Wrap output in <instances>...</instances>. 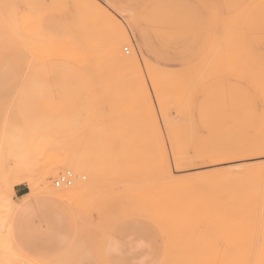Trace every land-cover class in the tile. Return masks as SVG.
<instances>
[{"label":"rangeland","instance_id":"374dc122","mask_svg":"<svg viewBox=\"0 0 264 264\" xmlns=\"http://www.w3.org/2000/svg\"><path fill=\"white\" fill-rule=\"evenodd\" d=\"M192 1L0 0V229L20 162L35 168L37 193L66 201L78 219L74 244L46 261L24 257L0 231V264H116L105 241L119 227L144 230V263L264 264V0L254 1L258 23L248 0ZM67 154L79 166L64 165ZM158 174L163 193L177 188L178 214L176 188L174 202L161 195L165 206ZM70 182L76 195L52 193ZM144 204L176 219L174 253Z\"/></svg>","mask_w":264,"mask_h":264},{"label":"crops","instance_id":"0c3cea01","mask_svg":"<svg viewBox=\"0 0 264 264\" xmlns=\"http://www.w3.org/2000/svg\"><path fill=\"white\" fill-rule=\"evenodd\" d=\"M128 1L125 0L126 3ZM248 1L252 3L248 7L249 13L253 19H258L254 20L258 23V2ZM207 3L214 2L194 0L188 6L197 8ZM12 201L15 205L8 224L0 231L7 233L24 257L40 261L52 260L60 257L74 244L78 235V219L66 201L47 193L29 194L20 186L14 187ZM119 229L110 231L105 241L108 260L116 264H148L144 263V253L149 248L144 245V230L121 233Z\"/></svg>","mask_w":264,"mask_h":264},{"label":"bare ground","instance_id":"6f19581e","mask_svg":"<svg viewBox=\"0 0 264 264\" xmlns=\"http://www.w3.org/2000/svg\"><path fill=\"white\" fill-rule=\"evenodd\" d=\"M88 1H90V0H88ZM95 4H97V3H95ZM90 5V4H89ZM94 5V4H93ZM93 10V9H92ZM103 10V9H102ZM102 10H101V12H102ZM83 12V11H82ZM96 14V13H95ZM98 14V13H97ZM96 14V15H97ZM103 14V13H102ZM99 15H101V14H99ZM107 15V14H106ZM102 16V15H101ZM110 17V16H109ZM107 18V19H105V20H107V23L109 24V23H111L112 21L110 20L112 17H110V18ZM97 18H99V17H97ZM100 21V20H99ZM111 21V22H110ZM106 22V21H105ZM108 26V25H107ZM114 27V26H113ZM86 29V28H85ZM113 30V29H112ZM85 32H86V30H85ZM71 36V35H70ZM71 37H73V36H71ZM115 51L117 52V54L119 55V53L121 52V49H120V47H119V45L118 46H116L115 48ZM93 50V49H92ZM96 52V51H95ZM115 54V53H114ZM123 54V53H122ZM122 54H120V55H122ZM123 56V55H122ZM120 56H118V58H119ZM114 58H115V56H114ZM123 58V57H122ZM123 59H125V58H123ZM123 59H121V61L123 60ZM116 60H118V59H116ZM120 61V60H119ZM110 75H113V74H115L116 72L114 71V70H112V71H110V72H108ZM2 77V71H1V73H0V78ZM1 85V84H0ZM2 86H0V88H1ZM27 140H28V137H27ZM25 141H24V139L21 137V138H19V141H18V145L19 144H21V143H24ZM52 144L55 146V147H59L60 146V144H61V140H60V138L59 137H56L54 140H53V142H52ZM15 147H16V145H15ZM15 148L14 147H12L11 148V150L8 152L9 154V156H11L12 158H14L13 159V161L15 162V164L18 162L17 160L19 159L20 160V155L22 154H19V158L16 156V154H15V150H14ZM17 149V148H16ZM126 151V150H125ZM90 153H88V155H89ZM125 154H127V153H125ZM87 155V156H88ZM121 155V154H120ZM120 155H119V158H120ZM137 156V155H136ZM212 156V155H211ZM86 157V156H85ZM125 157V156H124ZM143 157V156H142ZM18 158V159H17ZM55 158H56V155H55ZM58 158V157H57ZM90 158V157H89ZM60 159L62 160V162H63V164L64 165H66V166H68L69 168H71V169H74L75 168V166L76 165H78L79 163L77 162V160L75 159V157L74 156H72V154H67V155H64L63 157H61L60 156ZM99 159V158H98ZM112 159V158H111ZM118 160V159H117ZM128 160V159H127ZM91 161V160H90ZM137 161V160H136ZM145 161V160H144ZM20 162V161H19ZM148 162V163H147ZM147 162H144L145 164H144V170L146 171V172H151V175L152 176H156V173H157V168H156V170H154V169H152V168H154L153 166H155V164L153 165H151L150 163H152V162H149L148 160H147ZM20 163H22V162H20ZM19 163V164H20ZM126 163V162H125ZM128 163V162H127ZM147 163V164H146ZM19 164H16L15 165V167L14 168H12L11 169V173H12V182H11V184H10V186H9V188H8V192H9V195H10V197H11V195L13 194V190H14V186L15 185H19V184H25L27 187H28V189H29V194H34V193H37V192H39L40 191V181H38L37 179H35L33 176H34V172H35V168L33 167V166H31L30 164H28V165H26L25 163H23L22 165H19ZM132 164V163H131ZM149 164H150V166H151V169H150V166H149ZM88 165V164H87ZM87 165H85V166H87ZM145 165H147L146 167H147V170L145 169ZM161 165V164H160ZM79 166V165H78ZM89 166H91L90 164H89ZM77 167V166H76ZM88 167V166H87ZM148 167H149V171H148ZM79 168V167H78ZM86 168V167H85ZM163 168H165V167H163ZM83 169V168H82ZM88 169V168H87ZM114 169H117V168H115L114 167ZM77 171H80V170H78L77 169ZM85 171V170H84ZM140 171V170H139ZM138 171V172H139ZM144 171V172H145ZM152 171H154V172H152ZM171 171V170H170ZM121 172V171H120ZM130 172V171H129ZM142 172V171H141ZM145 172V173H146ZM213 172V171H212ZM85 172H83V176L85 175L84 174ZM144 173V183H146L147 182V186H149L148 185V182L151 180V178L150 179H148V180H146L147 179V175ZM147 173V174H148ZM154 173V174H153ZM78 174V173H77ZM80 174H82V173H80ZM219 174V173H218ZM146 175V176H145ZM150 174H149V176L148 177H150L151 176ZM214 175H216V174H214ZM86 176V175H85ZM134 176V175H133ZM151 176V177H152ZM81 177H82V175H81ZM138 177V176H137ZM85 178V177H84ZM84 178H83V180H84ZM87 178V177H86ZM142 178V177H141ZM159 178V174H158V177L157 178H154V179H152L153 181V183H155L154 181L156 180L157 182V187L160 185V187L162 186V185H165V184H163L162 182H161V180H159L158 179ZM132 179V178H131ZM86 180V179H85ZM113 180V179H112ZM73 181V180H72ZM88 181V180H87ZM120 181V180H119ZM132 181V180H131ZM146 181V182H145ZM160 181V183L158 184V182ZM86 183V182H85ZM84 183V184H85ZM151 183V182H150ZM155 183V184H156ZM162 183V184H161ZM73 184V185H72ZM153 185V184H152ZM151 184H150V186H152ZM145 186H146V184L144 185V188H145ZM77 187L78 186H76V185H74V183H72V182H70V183H64L63 185H62V187L61 188H58V189H52V193H55V194H57V195H59V196H64V195H76L77 194ZM160 187H158L159 189H158V192H159V194L162 192V194H160V196H159V194H157V197L159 196V197H161V195L163 196V194H164V196L165 197H163V198H166V196H167V194H169L168 196H170L171 195V193H172V191H171V189L174 187H170V186H168V188L166 189V190H164V193H163V191H161L160 190ZM162 187H164L165 188V186H162ZM161 187V188H162ZM171 189H170V188ZM44 188H47L46 186H44ZM147 188H148V191H147ZM153 188H155V186H153L152 187V189ZM176 187H174V189H175ZM186 188V187H185ZM143 189V188H142ZM168 189H170V191H168ZM173 189V190H174ZM239 189V188H238ZM245 189H247L246 187H245ZM244 189V190H245ZM124 190V189H123ZM129 190V189H128ZM137 190V189H136ZM144 190H146L147 191V193H146V191L144 192V196H145V193H146V195H148V192H149V195H152V200H153V196H154V194H153V192H157V191H154L153 190V192H151V190H150V187H146ZM156 190H157V188H156ZM160 190V191H159ZM186 190V189H185ZM242 190V189H241ZM165 191H167V192H165ZM240 191V190H239ZM170 192V193H169ZM174 192H177V193H174ZM174 194L172 193V195L175 197V199H177V200H175V199H173V196L171 197L172 198V201L174 202V200H175V202H174V204L172 203H170L172 206H173V209H172V207L170 208V209H172L174 212H176V210H178L177 208H178V206H179V203H177L178 202V200L180 199H178V191H177V188H176V191L174 190ZM243 192V191H242ZM88 193V192H87ZM129 193V192H128ZM167 193V194H166ZM201 193V192H200ZM237 193L239 194V192H238V190H237ZM249 193V192H248ZM247 193V194H248ZM155 194V195H156ZM177 194V195H176ZM211 195V194H210ZM241 195V194H240ZM239 195V196H240ZM245 195V194H244ZM235 196H236V194H235ZM239 196H238V199H239ZM247 196V195H246ZM246 196H245V198H246ZM250 196V195H249ZM157 197L156 196H154V201L155 200H157ZM205 197V196H204ZM208 197V196H207ZM206 197V198H207ZM213 197V196H212ZM248 197V196H247ZM145 198H147L146 196H145ZM144 198V199H145ZM151 198H149V200L151 199ZM156 198V199H155ZM162 198V197H161ZM163 198L162 199H160V200H162L163 202H164V200H163ZM171 198H166V199H168V200H166L167 201V203L168 202H170L171 200ZM185 198V197H184ZM199 198V197H198ZM233 198H235L236 199V201L238 202L239 200L237 199V197H234L233 196ZM241 199L243 198V201H246L245 200V198L244 197H240ZM191 199V198H190ZM203 199V198H202ZM208 199V198H207ZM232 199V198H231ZM248 199V198H247ZM250 199V198H249ZM251 199H252V197H251ZM170 200V201H169ZM188 199L186 198L185 199V201H187ZM193 200V199H192ZM192 200H190V201H192ZM195 200V199H194ZM198 200H200V199H198ZM211 200V198L209 199V201ZM233 200V199H232ZM12 201V200H11ZM148 201V200H147ZM162 201H161V203H162ZM235 201V200H234ZM243 201H241L242 203H244ZM136 202V201H135ZM156 202V201H155ZM188 202V201H187ZM186 202V203H187ZM203 202V201H202ZM164 203H166V202H164ZM164 203H162V204H164ZM167 203H166V205L165 206H168L167 205ZM238 203H240V202H238ZM237 203V204H238ZM253 203V202H252ZM155 204V203H154ZM169 204V205H170ZM185 204V203H184ZM187 204H189V203H187ZM191 204V203H190ZM232 204V203H231ZM235 204V203H234ZM182 205V204H181ZM245 205H246V203H245ZM164 206V205H163ZM170 207V206H169ZM203 207V206H202ZM233 207V206H232ZM249 207V206H248ZM168 208V207H167ZM164 209H165V207H164ZM162 209V208H158V207H156V206H154V205H151V204H149V205H145L144 204V209H142L141 208V210H142V213L144 212V214L145 215H147V216H149V217H152V218H154L155 220H156V222L160 225V227H162V229L164 230V232L168 235L167 237H168V239H170V242L172 241V238H173V241H172V244L170 245V246H168V251H170V252H172L173 251V253L175 252V241H174V238H176L175 237V223H176V219H170V218H168V216H166L163 212H165V213H167L166 211H167V209ZM169 209V208H168ZM192 210V209H191ZM187 211V210H186ZM193 211V210H192ZM132 212L133 213H138L139 211H138V207H135L134 209H132ZM180 212V211H179ZM190 212V211H189ZM202 212V211H201ZM255 212V211H254ZM173 213V212H172ZM177 213V212H176ZM182 213H183V211H182ZM195 213H196V211H195ZM217 213H218V211H217ZM249 213V212H248ZM170 214V213H169ZM178 214V213H177ZM184 214V213H183ZM182 214V215H183ZM235 214V213H234ZM247 214V213H246ZM171 215H173V214H171ZM208 215V214H207ZM217 215V214H216ZM241 214H239V216H240ZM173 216H175V215H173ZM250 216H252V215H250ZM250 216H249V218H250ZM183 217H185V216H183ZM214 217V216H213ZM234 217V216H233ZM258 217V216H257ZM187 218V217H186ZM246 219V218H245ZM186 220V219H185ZM253 220V219H252ZM260 220V219H259ZM183 221V220H182ZM181 221V222H182ZM211 221V220H210ZM245 221V220H244ZM256 221V220H255ZM180 222V221H179ZM184 222V221H183ZM195 222V221H194ZM206 223V222H205ZM183 224V223H182ZM181 224V225H182ZM185 224V223H184ZM197 224V223H196ZM212 224V223H211ZM235 224V223H234ZM237 224V223H236ZM241 224V223H240ZM240 224H238V225H240ZM145 225V224H144ZM190 225V224H189ZM193 225H195V224H193ZM238 225H236V226H238ZM235 226V227H236ZM241 226V225H240ZM247 227V226H246ZM186 228V227H185ZM215 229V228H214ZM237 229V228H236ZM240 229V228H239ZM238 229V231H243V230H239ZM196 230V229H195ZM200 231V230H199ZM218 231H220V230H218ZM218 231H215V232H218ZM172 232L174 233V235L172 236ZM190 232H191V230H190ZM247 232V231H246ZM255 232V231H254ZM253 232V233H254ZM185 233V232H184ZM194 233V232H193ZM192 233V234H193ZM180 235H181V233H179ZM218 234V233H217ZM183 235V234H182ZM240 235V234H239ZM184 236V235H183ZM215 236V235H214ZM180 237V236H179ZM192 237V236H191ZM200 237V236H199ZM220 237H222V236H220ZM237 238V237H236ZM179 239V238H178ZM182 239V241H183V237L181 238ZM187 239V238H186ZM188 239H189V237H188ZM224 239V238H223ZM235 239V238H234ZM259 239V238H258ZM176 240V239H175ZM190 240V239H189ZM215 240H217V239H215ZM179 241V240H178ZM181 241V242H182ZM233 242L232 243H234V242H236V241H234V240H232ZM169 242V243H170ZM191 242V241H190ZM183 244V243H182ZM177 245V244H176ZM197 246V245H196ZM236 247V246H235ZM234 247V248H235ZM253 247V246H252ZM252 247H251V249H252ZM255 247V246H254ZM184 248H185V246H184ZM214 248V247H213ZM238 248V247H237ZM243 248V247H242ZM247 248V247H246ZM245 248V249H246ZM249 248V247H248ZM259 248H260V246H259ZM233 249V248H232ZM250 249V250H251ZM184 250V249H183ZM249 250V251H250ZM255 250V249H254ZM261 250V249H260ZM241 251V250H240ZM242 251H243V249H242ZM252 251H253V249H252ZM2 252V251H1ZM184 252V251H183ZM239 252V251H238ZM258 252V251H257ZM178 253V252H177ZM240 253V252H239ZM242 254L244 253V252H241ZM251 253V252H250ZM250 253H248V254H250ZM260 253V252H259ZM179 254V253H178ZM233 254V253H232ZM237 254V253H236ZM245 254H246V252H245ZM248 254H246V256L248 255ZM252 254V253H251ZM257 254V253H256ZM184 255V254H183ZM254 255V254H253ZM260 255V254H259ZM4 256V255H3ZM185 256V255H184ZM239 256V255H238ZM243 256H244V254H243ZM251 255H249V257H250ZM181 257V256H180ZM237 257V256H236ZM241 257V256H240ZM239 257V259H241ZM253 257V256H252ZM255 258V257H254ZM257 258V257H256ZM237 259V258H236ZM239 259H238V261H239ZM247 259V258H246ZM258 260V259H257ZM177 260L176 259H174V254H173V258L170 260V263L171 262H176ZM234 261H235V259H234ZM258 261H260V260H258ZM243 262V261H242ZM6 263V262H5ZM239 263V262H238ZM257 263V262H256ZM260 263V262H259ZM264 263V262H263ZM190 264V263H189ZM250 264V263H249Z\"/></svg>","mask_w":264,"mask_h":264},{"label":"built area","instance_id":"2783aa9c","mask_svg":"<svg viewBox=\"0 0 264 264\" xmlns=\"http://www.w3.org/2000/svg\"><path fill=\"white\" fill-rule=\"evenodd\" d=\"M71 176L70 172H66L64 175H61L60 178L55 182V184L58 186L62 182H65L69 177Z\"/></svg>","mask_w":264,"mask_h":264}]
</instances>
